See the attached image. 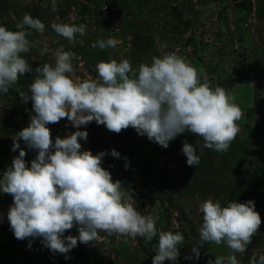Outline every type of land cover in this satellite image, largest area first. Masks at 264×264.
Here are the masks:
<instances>
[{
  "label": "rangeland",
  "instance_id": "1",
  "mask_svg": "<svg viewBox=\"0 0 264 264\" xmlns=\"http://www.w3.org/2000/svg\"><path fill=\"white\" fill-rule=\"evenodd\" d=\"M56 4L58 10L53 11L52 0H0V24L15 31V24L30 14L45 25L42 34L29 30L31 35L27 38L35 42V47L22 54L32 73L19 75L18 82L7 93L0 92V176L11 166L20 149L26 153L27 167L37 155V150L28 148L23 140L18 141V153L12 150L13 137L35 115L32 101H23L20 91H29L37 67L55 63L54 53L58 50L75 53L71 75L81 81L97 79V63L110 58L117 62L127 59L138 70L141 63H150L153 56L176 51L192 66L203 69L213 88L220 85L235 95V102L242 110V117L237 121L239 132L227 152L205 149L200 155L197 149L200 163L192 167L187 165L182 152L183 142L195 145L197 141L202 143V138L191 132L178 134L164 148L146 135H139L131 126L115 133L94 120L82 125L80 130L88 135L86 140L78 138L81 150H89L93 155L105 152L101 167L106 169L105 164H111L112 168L106 170L113 181L120 178L125 190L132 188L137 211L156 217L157 236L150 242L143 237L140 241V236L129 237L125 242V237L119 234L100 231L98 238L88 244L78 240L65 259L64 254H54L45 247L42 238H15L7 217L13 197L0 191V264H152L160 231L188 235V246L180 245L179 256L173 264H208L217 255H227L229 249L224 244L204 243L199 247V258L192 248L199 240L203 217L200 205L205 199L220 200L222 204L224 197L220 191L232 181L241 185L240 190H245L244 196L232 198L244 203L248 201L246 197L258 192L255 179L263 178L259 165H264V0H56ZM206 4H209L207 10L203 8ZM226 6L232 11L227 12ZM174 8L177 13L168 15ZM178 18L182 20L178 25L165 29V25L173 24ZM238 18L242 24L240 30L236 24ZM54 22L84 24L86 34H75L73 44L52 29ZM240 31L243 40L239 39ZM134 37L142 42L139 48L133 44ZM109 38L116 42L115 47L103 50L91 47L98 40ZM45 44L48 51L41 55ZM46 126L53 143L57 137L65 138L77 130L66 117ZM112 149L120 154L118 158L110 154ZM127 149L134 155L125 153ZM125 163L131 164L126 178L117 169ZM258 213L261 225L257 233L245 252L236 254L240 264L249 261V250L256 242L263 240L259 249L264 250V211ZM191 226L195 236L191 235ZM68 235L78 236V226L66 230L64 236ZM95 242L101 245L94 246ZM83 249H88V255L82 261L78 254ZM186 256L191 259H185ZM163 264H170V260L166 259Z\"/></svg>",
  "mask_w": 264,
  "mask_h": 264
},
{
  "label": "clouds",
  "instance_id": "2",
  "mask_svg": "<svg viewBox=\"0 0 264 264\" xmlns=\"http://www.w3.org/2000/svg\"><path fill=\"white\" fill-rule=\"evenodd\" d=\"M52 8L58 10L56 0H52ZM51 27L73 44L75 34H86L84 24L54 22ZM15 28L9 30L0 24L3 93L18 82L19 75L32 71L22 54L35 47V42L27 38L31 35L29 30L42 34L45 25L25 14ZM115 46L110 38L91 45L101 50ZM47 51L45 44L41 55ZM54 56V64L44 63L35 69L29 91H20L23 101H32L35 115L13 137L12 150L18 149V141L23 140L28 148L37 150V155L27 167L26 153L20 149L0 176V191L13 197L7 217L15 238H42L45 247L54 254H64L65 259L78 240L88 244L98 238L100 231L119 234L125 242L137 236L150 242L157 236L156 217L137 211L131 192L119 180L113 181L110 172L101 167L104 151L93 155L89 150H81L78 138L86 140L88 134L80 127L94 120L119 133L131 126L139 135H146L164 148L178 134L191 132L202 138V143L197 141L193 145L185 140L182 152L187 165L197 167L205 149L227 152L237 136L242 110L235 95L220 85L213 88L204 70L192 66L176 51L153 56L150 63H141L138 70L127 59L117 62L110 58L97 63V79L82 81L71 75L73 51L58 50ZM65 117L77 130L65 138L57 137L53 143L46 125ZM110 154L120 156L115 149ZM200 211L203 217L199 240L192 248L195 257L199 258V247L204 243L224 244L228 254L217 255L208 264H240L236 254L245 252L261 225L254 201L228 200L222 206L220 200L207 198ZM74 225L78 226L79 235L64 236ZM183 242L179 231H160L152 264H163L166 259L175 262ZM248 264H264V250L255 249Z\"/></svg>",
  "mask_w": 264,
  "mask_h": 264
},
{
  "label": "crops",
  "instance_id": "3",
  "mask_svg": "<svg viewBox=\"0 0 264 264\" xmlns=\"http://www.w3.org/2000/svg\"><path fill=\"white\" fill-rule=\"evenodd\" d=\"M132 4H134L133 2H132ZM208 5L209 4H206V5H203V8H205L206 10H207V8H208ZM224 9H225V7H224ZM1 11V10H0ZM172 12H168L169 14L168 15H174V13H177V11L178 10H176L175 8L173 9V10H171ZM226 11L227 12H231L232 11V9H229L227 6H226ZM142 13H144V11L142 12ZM141 13V14H142ZM2 14H3V12H2ZM1 15V14H0ZM238 20H239V18H238ZM182 20L180 19V18H178L177 20H175V21H173V24H171V23H169L167 26L165 25V29L167 30V27H174V26H176V25H178L179 24V22H181ZM9 30H13V28H11V27H8V25H5ZM142 35H144L143 33H141ZM141 40H139V39H137V38H135L134 37V45L136 46V47H140V45H141ZM30 73H32V71H30L29 72V74ZM25 76H26V74H25ZM14 153H18V151L17 150H15L14 151ZM259 168H260V171L261 172H263V178H261V179H255V183L258 185V187H259V189H258V194L257 193H254L253 195H252V197H246L248 200H253L254 201V203H257V205H259V206H255V210L256 211H258V212H260V211H264V165H259ZM263 179V180H262ZM261 186V187H260ZM240 188H241V185L239 184V183H237V184H233V182L232 181H229V183H228V191H225V192H222L221 194L223 195V200H222V204L223 205H225L226 204V202L228 201V200H235L236 202H240L237 198H235V199H233L232 198V193L234 194L236 191H239L240 190ZM232 198V199H231ZM237 199V200H236ZM239 199H241V198H239ZM247 201V200H246ZM245 201V202H246ZM261 202V205L259 204ZM243 203V202H242ZM100 239V238H99ZM262 242H263V240L260 242V241H258V242H256L255 244H254V246L252 247V249L250 248V253H249V255H251L252 253H253V251H254V249H259L260 248V245H261V247H262ZM101 244H98L97 242H95V245L94 246H100ZM88 249H83V250H81L82 252H79V254H78V256L80 257V259H82V261H83V258H86L87 257V255H88V252H86ZM93 262H98L97 260H95V261H93ZM133 264V263H132ZM246 264H248V262H246Z\"/></svg>",
  "mask_w": 264,
  "mask_h": 264
},
{
  "label": "trees",
  "instance_id": "4",
  "mask_svg": "<svg viewBox=\"0 0 264 264\" xmlns=\"http://www.w3.org/2000/svg\"><path fill=\"white\" fill-rule=\"evenodd\" d=\"M260 17H261V16H260ZM238 21H239V20L236 21V24H237V27H238L239 30H240V29H241V26H240V25H242V24H241V23L239 24ZM242 37H244V35H243V33L240 31L239 39H242V40H243ZM12 140H13V139H12ZM124 152L127 153L129 156L134 155V152H133L132 150H130V149L124 150ZM130 165H131V164H128V167H127V168H125V164H120L119 166H117L118 171L121 172V173L123 174V177H124V178L127 177V173H126V172H127V170L130 168ZM111 166H112V165L108 163V165L105 164L104 167L107 169L108 167H111ZM111 168H112V167H111ZM114 170H115V169H114ZM124 178L121 177V179H122L123 181L126 182V180H125ZM119 179H120V178H119ZM119 179H115L114 181L119 180ZM119 181H120V180H119ZM120 182H121V181H120ZM121 184H122V183H121ZM127 184H128V183H127ZM131 189H132L131 187H127V190H128V191H132ZM225 191H228V185H227V184L221 189L220 193L225 192ZM243 192H245V190L236 191L234 194L232 193V195H233L234 197H239L240 195H243V196H244V193H243ZM233 196H232V197H233ZM191 230H192V234H191V235L194 234L193 236H195V229H194L193 226H191ZM181 234L184 236V242H183V245H187V246H188L187 239H186V236H188L187 233L182 232ZM138 238H139L140 241L142 240L141 237H138ZM188 240H189V239H188ZM192 240L195 241L194 239H192ZM147 251H148V250H145V252H147ZM173 263H174L173 261H170V264H173Z\"/></svg>",
  "mask_w": 264,
  "mask_h": 264
}]
</instances>
